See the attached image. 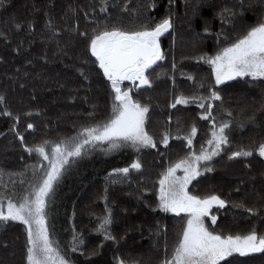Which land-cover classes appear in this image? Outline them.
I'll return each mask as SVG.
<instances>
[{
    "label": "trees",
    "instance_id": "trees-1",
    "mask_svg": "<svg viewBox=\"0 0 264 264\" xmlns=\"http://www.w3.org/2000/svg\"><path fill=\"white\" fill-rule=\"evenodd\" d=\"M244 3L253 7L246 8L243 16L237 15L235 29L224 23L230 34H242L264 17L258 0ZM100 7L101 0H5L0 7V96L4 97L0 103V196L18 200L30 190L37 159L24 150L26 146L68 140L111 114L108 82L97 65L84 63L91 54L77 31L91 35L97 24L135 30L149 16L159 22L171 13L173 27L160 37L165 58L149 70L153 86L130 92L134 100L149 108L146 131L157 147L138 152V172L125 175L110 169L87 180L64 216L68 231L64 243L75 264H116V257L126 264H160L166 248L171 254L185 225V216L156 208L161 172L200 151L213 127V119H201L206 111L196 103L170 105L176 95H210L214 78L210 67L198 57L215 54L221 9L239 13L240 4L239 0H172L171 5L169 0H108L106 12ZM13 18L22 24V30L15 27ZM49 21L52 30L46 26ZM77 69H83L89 79L81 77ZM188 74L195 82L187 79ZM128 86L122 82L123 88L130 89ZM219 87L222 101H211V115L217 125L229 123L230 144L209 163L214 170L193 181L189 191L200 197L216 194L226 201L224 209L214 208L210 213L217 216V223L211 222L217 233L244 234L255 227L264 234V159L257 154L229 159L233 151L264 141V111H258L264 103V82L238 78ZM5 111L11 117L4 116ZM29 123L33 129H28ZM193 126L197 134L189 148L185 137ZM165 134L170 137L167 147L162 143ZM106 206L112 213L111 232L116 242L104 241L96 231L108 214ZM249 208L257 214L249 213ZM74 235L84 241L83 255L80 250L71 251ZM25 245L26 231L21 224L0 226V264H26ZM93 251L99 254L90 255ZM235 259L240 264H261L260 254Z\"/></svg>",
    "mask_w": 264,
    "mask_h": 264
},
{
    "label": "snow or ice",
    "instance_id": "snow-or-ice-1",
    "mask_svg": "<svg viewBox=\"0 0 264 264\" xmlns=\"http://www.w3.org/2000/svg\"><path fill=\"white\" fill-rule=\"evenodd\" d=\"M4 2L5 0H0V7L4 5ZM171 3L172 0H169V5ZM239 4V13L228 7H224L218 13L222 24L221 32L216 33L215 54L198 57V60L210 67L211 76L215 81L214 85L209 87L210 95L207 98H197L180 94L175 96L174 103L170 105L175 108L177 105L196 103L198 107L206 111V114L201 115V119H213V127L211 138L207 140V147L202 146L198 154L191 152L161 173L156 208L161 212H170L177 216L184 213L186 223L177 235L171 254H168L166 248L165 257L160 264H240L236 257H249L253 254H260L261 264H264V234H259L255 227L244 234L227 235L210 229L206 224V218L210 217L212 224L215 225L217 216L211 215V210L214 206L217 210L224 209L226 201L216 194L200 197L189 191V185L202 174L201 162H211L221 150H226L225 145L230 144L229 123L222 122L217 126L214 122L215 118L211 116L213 110L211 101H222L220 94L222 89L219 86L237 78L250 77L252 81L264 82V17L258 19L242 34H230L224 28V23H230L235 29L234 21L237 15L243 16L246 8L251 10L253 7L252 4L245 6L244 0H239ZM258 6L264 9V0H258ZM107 10L108 0H101L100 11L104 13ZM126 10L127 6H125ZM225 13L230 15L225 16ZM13 21L15 27L22 30V24L15 22V18ZM46 26L49 30L53 28L51 21ZM172 27L171 13H169L159 22L149 16L135 30L125 29L117 24H113L111 28L107 24L103 26L97 24L91 35L77 31V35L86 43V52H90L91 57L95 58L91 60V57H85L84 63L97 65L104 79L110 84L111 114L107 120L95 126L82 128L76 136L68 140H61L54 144L45 141L41 145L25 147L26 152L37 153L43 161L48 162V166L45 167L41 163L39 168H34L33 182L29 185L30 190H25L18 200H14L11 196H0V222L7 224L9 221H15L24 226L26 264H74V261L66 254H62L58 242L52 238L47 223L48 202L55 193V185L59 184L67 171L66 165L74 164L77 158L87 155L90 147L103 144H107V148L102 149L106 153L124 146H131L136 151L141 148L157 147L154 138L146 131L148 106L134 100L130 94L131 89L125 90L122 82L130 81L136 88L153 86L149 70H152V66L158 61L164 60L165 53L161 49L160 37L169 32ZM29 30H31V22ZM205 32H208L207 27ZM172 67L175 70L176 65L173 64ZM77 70L81 77L85 80L89 79V75L83 69ZM187 79L194 81V77L190 74L187 75ZM200 87H204V81L200 82ZM205 100L210 102L205 103ZM3 102L4 97L0 96V103ZM258 111H264V103ZM2 114L6 117L12 115L8 111ZM16 119L18 120V117ZM251 119L254 120L255 116ZM27 127L33 129L34 126L29 123ZM196 134L197 129L193 126L185 137L189 148ZM169 138L168 134L163 136L162 143L166 147ZM19 139L23 144L24 137L20 135ZM253 144V147L247 149L241 147L233 151L229 159L247 158L254 154L264 158V141L258 145H255V142ZM130 167L139 170L141 164L139 161H134ZM213 170L207 164L204 165V171ZM114 171L127 175L129 168ZM178 171H182L183 175H178ZM247 211L252 215L257 214L251 208ZM106 212L108 214L100 221L96 231L104 241L116 242V237L111 232L112 213L107 206ZM77 240L79 243H76ZM73 241L71 251L75 253L80 250L83 255V239L74 235ZM100 247H103V244ZM98 254L96 251L90 253V255ZM116 264H126V262L116 257Z\"/></svg>",
    "mask_w": 264,
    "mask_h": 264
},
{
    "label": "rangeland",
    "instance_id": "rangeland-1",
    "mask_svg": "<svg viewBox=\"0 0 264 264\" xmlns=\"http://www.w3.org/2000/svg\"><path fill=\"white\" fill-rule=\"evenodd\" d=\"M157 63H159V61ZM101 73H102V71H101ZM126 82L128 83V85H129L128 87L131 90L138 89L132 84V82H130V81H126ZM229 82H231V81H226L225 84L229 83ZM214 83H215V81H214ZM108 85L110 87L109 82H108ZM124 89L128 90V88H124ZM110 91H111V89H110ZM224 122H226V121H224ZM212 126H213V124H212ZM217 126H219V125H217ZM210 138H211V134H210V137L208 139H210ZM207 140H205V142L203 144L204 147L208 146ZM226 146H228V145H225L224 148ZM106 148H107V144L98 145L96 147H90L87 155L83 156L82 158H77L76 162L74 164L66 165L65 167L67 168V171L63 174L59 184L55 185V193L48 202L47 223L49 226V231L52 234V238L58 242V244L62 250V254H66L69 259H71L72 257L70 256L71 253L66 248L65 243H64V240L67 237L66 234L68 233V231H66V224L64 221V216H68L67 215V207L69 206L70 202L72 201L73 196L76 193V191L87 180L91 179L92 177H94L96 175L102 174L103 172H106L107 170H110V169H111L110 172H116V171H114L115 169L128 167L129 172H138L141 168L139 170L132 169L130 167V165L134 161H138V159H136L137 158L136 155L138 154V152L149 149V148H141L139 151H136L131 146H124V147H121L119 149L112 150V151L106 153L105 151L102 150V149H106ZM222 151L223 150H221V152ZM199 152L200 151H198L197 154ZM221 152H220V154H221ZM32 153L36 156V159H37L36 168H39L41 163L45 167L48 166L47 161H43L42 158L39 157L37 153H35V152H32ZM187 156H185V157H187ZM217 156L213 157V160ZM211 162H201L200 171L202 174L200 176H198L195 180H197L198 178H200L203 175H205L206 173H208V172L204 171V165L207 164V166H208L209 163H211ZM166 169H167V167L162 172H164ZM177 174L183 175L182 171H178ZM158 189H159V184H158ZM158 189H157V195H158ZM5 204H6V201H5ZM214 208H216V206H214L213 209ZM163 213H165V212H163ZM166 214L177 216L176 214L170 213V212L166 213ZM179 216H185V220H184V224H185L186 223V215L184 213H181ZM12 223L20 224L19 222L9 221L7 224H3L2 222H0V226H6V225L12 224ZM206 224L211 229L210 217L206 218ZM253 255H259V254H253Z\"/></svg>",
    "mask_w": 264,
    "mask_h": 264
}]
</instances>
